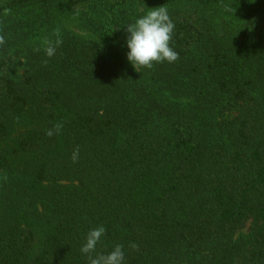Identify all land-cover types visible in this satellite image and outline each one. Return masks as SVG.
Here are the masks:
<instances>
[{
	"label": "trees",
	"instance_id": "1",
	"mask_svg": "<svg viewBox=\"0 0 264 264\" xmlns=\"http://www.w3.org/2000/svg\"><path fill=\"white\" fill-rule=\"evenodd\" d=\"M160 6L179 59L137 72ZM0 34V264H89L98 226L93 257L264 264V0H0Z\"/></svg>",
	"mask_w": 264,
	"mask_h": 264
},
{
	"label": "clouds",
	"instance_id": "2",
	"mask_svg": "<svg viewBox=\"0 0 264 264\" xmlns=\"http://www.w3.org/2000/svg\"><path fill=\"white\" fill-rule=\"evenodd\" d=\"M226 10H231L227 8ZM10 9H5L4 14H10ZM175 25L172 22L168 10L165 6L156 7L148 11L142 17L136 19L134 23L126 27L128 36L126 45L128 48L127 60L137 71L139 68L152 69L154 64L168 62L174 63L179 59V54L170 47ZM56 39L45 38L43 40V51L48 58L55 55L57 48L63 43L60 29L53 30ZM5 43L4 35L0 34V45ZM40 49H36L39 51ZM47 64V60L44 61ZM138 72V71H137ZM64 126V122H57L45 131L47 137L58 135ZM70 159L73 163L78 162L79 146H76ZM0 179L7 182L6 172L0 176ZM105 228L98 226L91 229L86 236V243L80 251L87 256L89 264H124L123 245L116 244L113 250L107 254L97 253L94 257L92 253L96 252V246L105 234ZM133 250H138L139 246L135 243L129 245Z\"/></svg>",
	"mask_w": 264,
	"mask_h": 264
},
{
	"label": "rangeland",
	"instance_id": "3",
	"mask_svg": "<svg viewBox=\"0 0 264 264\" xmlns=\"http://www.w3.org/2000/svg\"><path fill=\"white\" fill-rule=\"evenodd\" d=\"M250 224H251V222L247 221L244 228L241 230V233H246L250 228Z\"/></svg>",
	"mask_w": 264,
	"mask_h": 264
}]
</instances>
